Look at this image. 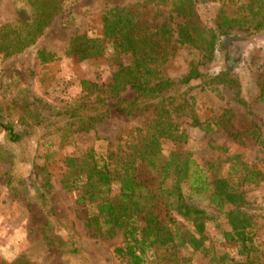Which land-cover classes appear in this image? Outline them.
Instances as JSON below:
<instances>
[{
  "label": "trees",
  "instance_id": "16d2710c",
  "mask_svg": "<svg viewBox=\"0 0 264 264\" xmlns=\"http://www.w3.org/2000/svg\"><path fill=\"white\" fill-rule=\"evenodd\" d=\"M13 1L16 19L0 24L3 59L37 44L65 4V0ZM213 2L220 6L213 28L202 22L197 0H136L106 6L99 18L101 33L75 37L65 55L40 49L37 56L45 66L63 56L79 62L103 57L110 71L107 78L94 73V78L81 82L79 98L43 118L24 107L13 122L6 115L12 108L0 109V128L11 143L42 135L49 146L46 162L57 157L58 149L72 150L64 158L59 183L66 193L77 195L76 204L88 212L85 225L90 235L113 248L118 264H193L197 253L211 264H264L256 220L243 210L248 188L259 187L264 172L227 146L212 145L216 154L205 167L189 151L188 128L208 134L224 131L236 139L251 134L263 142L259 129L240 122L229 108L220 113L211 109L214 115L206 121L197 113L193 81L216 91L225 86L239 95L233 71L200 70L201 63L214 60L223 31L244 36L264 31V0ZM180 46L198 51L200 58L190 62L187 74L174 79L169 67ZM128 54L131 61L125 64ZM256 83L264 103V72ZM126 93L133 95L123 97ZM111 99H118L114 108L126 116L151 114L136 128L133 142L114 146L97 132L96 126L111 116ZM79 133H93L95 139L79 145L75 138ZM34 168L46 173L42 188L52 187L46 163ZM47 193L39 195L42 206L48 203ZM210 225L221 236L220 243L211 240ZM74 227L67 225L73 234L66 241L56 244L51 239L50 244L69 255L80 254ZM0 264L30 262L22 255L11 263L0 259Z\"/></svg>",
  "mask_w": 264,
  "mask_h": 264
},
{
  "label": "rangeland",
  "instance_id": "374dc122",
  "mask_svg": "<svg viewBox=\"0 0 264 264\" xmlns=\"http://www.w3.org/2000/svg\"><path fill=\"white\" fill-rule=\"evenodd\" d=\"M136 0H65L63 11L55 17L50 28L37 44L9 59L0 55V109L10 120L17 122L24 107H28L41 118L50 115L55 108L70 105L80 97L81 82L94 78L100 72L104 78L110 74L105 58L79 62L64 57L57 62L41 65L38 60L40 49L55 50L65 55L71 41L84 34L101 33L100 13L106 6L125 5ZM202 22L213 28L220 6L213 0H197ZM16 19L13 0H0V24ZM225 36L214 60L200 65L205 73L233 71L240 84L238 97L228 87L213 90L202 86V81L191 83V94L195 96L197 113L206 121L214 115L211 109L221 112L233 110L236 118L259 129L263 142L247 137L236 139L224 131L208 134L198 128H188L191 137L189 151L201 166L209 163L213 155L212 145L227 146L239 153L256 169L264 172V103L257 88V77L264 72V31L244 36L224 30ZM199 52L180 46L169 67L170 76L179 79L189 71L191 61H199ZM131 56L123 57L129 64ZM94 62L101 63L95 68ZM126 93L123 97H131ZM118 99L109 100L113 107L111 116L96 126L100 136L109 139L114 146L133 142L136 128L142 127L151 117L149 112L126 116L114 108ZM238 128H242L243 126ZM79 145H87L95 139L94 134L79 133L75 136ZM49 147L42 135L32 137L20 144L11 143L8 135L0 128V259L11 263L19 256H27L30 264H118L113 248L93 238L86 228L87 209L76 204L77 195L66 193L59 176L65 172L64 158L72 154L70 148L58 149L55 159L46 162ZM47 165L52 187L42 188L46 173L34 168L37 164ZM187 189V188H186ZM243 210L252 215L257 223V239L264 253V181L259 187L248 188ZM186 191V190H185ZM48 192V203L42 206L39 195ZM181 220L180 218H178ZM182 221V220H181ZM73 224L76 240L82 252L69 255L51 245V239L65 240L73 234L67 225ZM211 240L218 243L221 236L210 225ZM193 264H211L200 253L192 256Z\"/></svg>",
  "mask_w": 264,
  "mask_h": 264
}]
</instances>
